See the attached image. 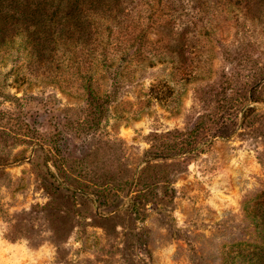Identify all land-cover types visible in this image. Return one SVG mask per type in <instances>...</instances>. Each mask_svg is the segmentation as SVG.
<instances>
[{
    "label": "rangeland",
    "instance_id": "374dc122",
    "mask_svg": "<svg viewBox=\"0 0 264 264\" xmlns=\"http://www.w3.org/2000/svg\"><path fill=\"white\" fill-rule=\"evenodd\" d=\"M185 2L0 41V264H264V0Z\"/></svg>",
    "mask_w": 264,
    "mask_h": 264
},
{
    "label": "trees",
    "instance_id": "16d2710c",
    "mask_svg": "<svg viewBox=\"0 0 264 264\" xmlns=\"http://www.w3.org/2000/svg\"><path fill=\"white\" fill-rule=\"evenodd\" d=\"M189 1L192 11L198 10L200 14L203 2L207 6L210 0ZM219 1L243 5L249 0ZM185 3V0H0V41L7 39L10 32L28 34L39 54L43 48H50V53L53 45L73 40L102 43L99 29L104 27L103 22H109L121 31L123 38L136 42L140 36L134 34L135 28L149 29L154 21L183 9ZM140 13L142 19L136 17ZM103 30L110 40L114 34L111 26L106 24Z\"/></svg>",
    "mask_w": 264,
    "mask_h": 264
}]
</instances>
